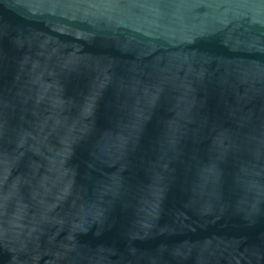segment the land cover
<instances>
[{
	"label": "water",
	"instance_id": "1",
	"mask_svg": "<svg viewBox=\"0 0 264 264\" xmlns=\"http://www.w3.org/2000/svg\"><path fill=\"white\" fill-rule=\"evenodd\" d=\"M0 264H264V0H0Z\"/></svg>",
	"mask_w": 264,
	"mask_h": 264
}]
</instances>
